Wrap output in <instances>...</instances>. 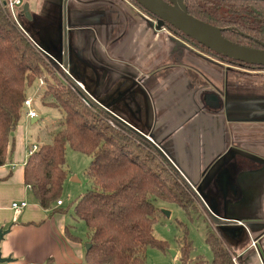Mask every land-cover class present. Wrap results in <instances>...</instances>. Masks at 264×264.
Returning <instances> with one entry per match:
<instances>
[{"label": "crops", "instance_id": "obj_1", "mask_svg": "<svg viewBox=\"0 0 264 264\" xmlns=\"http://www.w3.org/2000/svg\"><path fill=\"white\" fill-rule=\"evenodd\" d=\"M23 4H29L30 19L22 10L29 31L57 54L64 50L66 33L68 60L87 87L153 135L208 207L228 221L252 223L258 250L254 241L237 239L244 236L242 229L223 237L231 241L226 240L235 263L240 258L242 264H264V83L252 79L259 72L200 56L175 63L171 41L161 38L170 34L131 0ZM213 87L226 92L219 109L207 108L202 100L201 92ZM20 123L0 165V229L9 228L0 249L12 258L0 264H86L84 241L74 239L65 219L43 208L25 182L31 147ZM22 201L27 205L13 207ZM161 260L170 264L165 255Z\"/></svg>", "mask_w": 264, "mask_h": 264}, {"label": "trees", "instance_id": "obj_2", "mask_svg": "<svg viewBox=\"0 0 264 264\" xmlns=\"http://www.w3.org/2000/svg\"><path fill=\"white\" fill-rule=\"evenodd\" d=\"M4 1L0 0V165L6 163L8 150L14 146L13 135L21 119L27 88L42 76L48 85L44 94L55 99L62 119L49 130L50 140L30 153L25 163V182L31 186L36 201L54 213V203L61 200L60 191L67 176V147L88 154L91 163L86 173L91 187L75 203V216L86 225L84 243H91L89 249L85 248V262L143 264L149 247L167 249L166 242L154 233L159 210L155 201L174 202L190 212L196 210L198 197L153 142L92 101L85 103L82 91L74 88L64 71L63 77L54 73L55 62L49 63L51 58L22 31ZM131 1L155 16L136 0ZM185 4L192 15L222 28L228 39L264 47V0H185ZM164 27L224 62L264 68L220 55L169 23ZM242 75L247 74L242 71ZM259 77L253 75L252 79ZM206 239L213 251L211 264H236L234 253L219 230L207 233ZM181 243L184 264H199L190 260L193 247L186 234Z\"/></svg>", "mask_w": 264, "mask_h": 264}, {"label": "rangeland", "instance_id": "obj_3", "mask_svg": "<svg viewBox=\"0 0 264 264\" xmlns=\"http://www.w3.org/2000/svg\"><path fill=\"white\" fill-rule=\"evenodd\" d=\"M23 6L24 4L16 6L15 8L16 12L19 13L21 21L23 17ZM166 37L168 38L169 36L165 34L161 36L162 39L167 41ZM38 40L40 42L39 38ZM43 44L46 45L45 43ZM42 57L47 60V56L45 57L42 54ZM48 62L54 63L52 59H49ZM50 65L52 66V64ZM54 65H56L54 73L63 77V69L55 63ZM233 66L243 70L258 71L259 75H261L258 81L264 83V68L244 67L236 64ZM238 77L242 79L240 76ZM49 78L55 82L52 76L49 75ZM47 87L48 85L46 82L44 83L42 76H39L36 77L27 88V98L32 99L33 107L38 113L37 120L32 122L31 118L27 116L29 108L22 106L20 124L24 127V136L27 144H30V147L33 145L39 146L43 142L49 141V130L62 119L60 109L54 104L55 99L51 95L46 96L44 94ZM90 163L91 157L88 154L74 150L71 146L67 147V176L60 191V198L64 204L61 206L54 203L53 206V208L56 209V215L65 219L66 226L70 232L83 241L86 239V225L83 220L75 216V203L78 197L91 187V182L86 173ZM155 205L159 210L154 224V233L158 239L166 242L167 249L164 251L157 247H149L146 261L143 264H162L163 260H161V257H163V255L167 256L170 264H184L181 259V240L185 234L188 240L191 241L193 247L190 252V260L199 264H211L213 260V251L206 239V235L207 233L212 234L217 232L219 228H221L222 231L226 229L222 228L221 224L215 223V220H211L210 216L201 205H196V210H191L190 212L177 203L166 202L160 199L155 201ZM51 211L53 212V209ZM231 225L235 227H233L229 233L233 235L239 233L241 228L236 226V224L231 223ZM243 235L242 237L238 235L237 238L242 244H247V242L250 244L253 242L254 235H252V232L249 233L250 238L248 234L243 233ZM226 240L227 242H231L230 240L228 241V239ZM259 243V239L253 243V247L257 250L259 249ZM174 252L175 255H173ZM236 261L238 264H241L237 259Z\"/></svg>", "mask_w": 264, "mask_h": 264}, {"label": "water", "instance_id": "obj_4", "mask_svg": "<svg viewBox=\"0 0 264 264\" xmlns=\"http://www.w3.org/2000/svg\"><path fill=\"white\" fill-rule=\"evenodd\" d=\"M141 6H143L146 10L156 16V26L158 29H162L166 23L171 24L177 30L183 32L184 34L192 37L200 44L205 47L213 50L214 52L226 56L228 58L238 60L240 62L254 64V65H262L264 66V47L257 48L253 46H247L244 44H240L228 39L224 34L223 30L220 27H217L211 23H208L202 19L197 18L192 15L187 5L185 4V0H136ZM24 13L30 19L31 13L29 11V4H25ZM22 27L25 29L27 33L31 36V38L35 41V43L55 62L60 63L64 66L66 70H68L67 76L72 80V82L98 107L106 110L111 115L116 117L121 122L125 123L127 126L135 130L137 133L149 139L151 142L155 144L158 150L161 152L163 157L167 162L176 170V172L182 177V179L188 184V186L192 189L195 195L198 197L204 208L206 209L208 215L211 220H215V223L221 224L222 228L226 230L222 231L219 228V231L222 233L224 238H227L225 235L227 231L229 232L234 226H230V224H241L238 227L244 231L252 232V223L249 221H228L227 218L220 217L213 208H210L206 205L203 200V197L199 194V189H195V183L189 181L186 178V174L181 171V168L176 163V161L169 155V152L165 149V147L158 142L153 135L148 136V131L140 128L135 125L132 121L122 117L115 110L110 109L99 97L91 91L83 78H80L79 73L73 69L72 64L68 60V47H67V38L65 33V43L64 50L61 51L60 54H57L54 50L51 49L50 46L44 45L42 41L38 40L29 29L22 23ZM178 45L186 46L182 41L175 37H171ZM63 57V58H62ZM81 83L84 86V90L81 88ZM37 119H32V122ZM9 231L0 229V243L4 237V235ZM258 235L253 237V241L258 239ZM91 243H86L85 248L89 249ZM173 252V251H172ZM175 255V252L173 253ZM12 260L11 257H4L2 255V251L0 249V263L10 262Z\"/></svg>", "mask_w": 264, "mask_h": 264}, {"label": "flooded vegetation", "instance_id": "obj_5", "mask_svg": "<svg viewBox=\"0 0 264 264\" xmlns=\"http://www.w3.org/2000/svg\"><path fill=\"white\" fill-rule=\"evenodd\" d=\"M147 15L151 18L153 23H155V25H156V20H157L156 16H152L150 14H147ZM163 28L168 32V34H170L171 37H175V38L179 39L180 41H182L186 45V46L178 45L171 37H168L169 41H171V43H172L171 53L173 55V61L175 63H179V62L182 63L184 60H187L189 58H193V56H196V57L200 56L201 58L203 57L205 61H207L205 59V57H207L211 60H214L217 62L219 61V62H221V64L227 63V62H224V61L216 58L215 55L209 54V53L203 51L200 47L195 45L193 42H190L188 39H183V38L179 37L175 31L170 30L168 27H163ZM227 64L233 65L231 63L230 64L227 63ZM219 67L223 70V68L221 66H219ZM246 71H248V70H246ZM223 79H224V87L227 88V86H226V83H227L226 75H224ZM225 94H226V92H225ZM225 94L222 91H219L216 87H213L211 90L204 89L201 92L203 103L208 106L207 108H212V109H215V107L217 109H219L222 106V103L224 104Z\"/></svg>", "mask_w": 264, "mask_h": 264}, {"label": "built area", "instance_id": "obj_6", "mask_svg": "<svg viewBox=\"0 0 264 264\" xmlns=\"http://www.w3.org/2000/svg\"><path fill=\"white\" fill-rule=\"evenodd\" d=\"M4 4L6 6V8L9 10L13 20L17 23V25L22 29V31L32 40V42L37 46V48L45 55H47L36 43L35 41L31 38V36L29 35V33H27L25 31V29L22 27V24H21V20H20V17H19V13L16 12L15 8L16 6H21L23 5V0H5L4 1ZM23 12V11H22ZM48 56V55H47ZM49 57V56H48ZM55 62V61H54ZM57 63V62H55ZM58 66H60L63 71L65 72V74L67 75L68 73V70H66L64 68V66L60 63H57ZM81 88L84 90V86L79 83ZM74 88H77L76 85H74ZM82 98L83 100L85 101V103L89 104L90 103V99L82 92ZM24 106L29 108V111L27 112V116L29 118H35L38 116V113L36 112V110L32 107L33 106V103H32V99L31 98H26L25 101H24ZM38 149V146L37 145H33L30 149V153H32L33 151L37 150ZM29 188H31V186L29 185ZM63 201L62 200H59L57 201V205H62ZM13 207H24L27 205V202L25 201H22L21 203H18V202H14L13 204Z\"/></svg>", "mask_w": 264, "mask_h": 264}, {"label": "bare ground", "instance_id": "obj_7", "mask_svg": "<svg viewBox=\"0 0 264 264\" xmlns=\"http://www.w3.org/2000/svg\"><path fill=\"white\" fill-rule=\"evenodd\" d=\"M65 76H66V75H65ZM65 76H64V77H65ZM81 95H82V94H81Z\"/></svg>", "mask_w": 264, "mask_h": 264}]
</instances>
